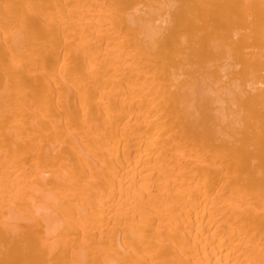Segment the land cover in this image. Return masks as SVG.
Listing matches in <instances>:
<instances>
[{
	"label": "bare ground",
	"instance_id": "1",
	"mask_svg": "<svg viewBox=\"0 0 264 264\" xmlns=\"http://www.w3.org/2000/svg\"><path fill=\"white\" fill-rule=\"evenodd\" d=\"M0 264H264V0H0Z\"/></svg>",
	"mask_w": 264,
	"mask_h": 264
}]
</instances>
